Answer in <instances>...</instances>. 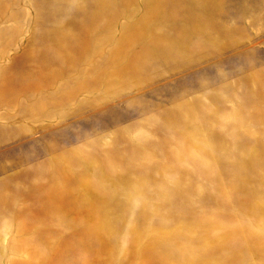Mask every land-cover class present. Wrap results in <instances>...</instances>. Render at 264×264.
Listing matches in <instances>:
<instances>
[{
  "label": "rangeland",
  "instance_id": "rangeland-1",
  "mask_svg": "<svg viewBox=\"0 0 264 264\" xmlns=\"http://www.w3.org/2000/svg\"><path fill=\"white\" fill-rule=\"evenodd\" d=\"M0 264H264V0H0Z\"/></svg>",
  "mask_w": 264,
  "mask_h": 264
}]
</instances>
